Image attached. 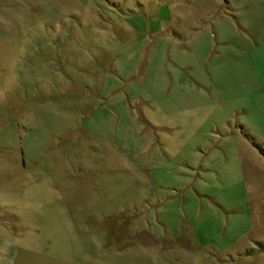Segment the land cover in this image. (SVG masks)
Returning a JSON list of instances; mask_svg holds the SVG:
<instances>
[{
	"label": "rangeland",
	"instance_id": "1",
	"mask_svg": "<svg viewBox=\"0 0 264 264\" xmlns=\"http://www.w3.org/2000/svg\"><path fill=\"white\" fill-rule=\"evenodd\" d=\"M264 0H0V264H264Z\"/></svg>",
	"mask_w": 264,
	"mask_h": 264
},
{
	"label": "trees",
	"instance_id": "2",
	"mask_svg": "<svg viewBox=\"0 0 264 264\" xmlns=\"http://www.w3.org/2000/svg\"><path fill=\"white\" fill-rule=\"evenodd\" d=\"M258 149H259V151H260V154H262V155L264 156V150H262V149L259 148V147H258Z\"/></svg>",
	"mask_w": 264,
	"mask_h": 264
}]
</instances>
